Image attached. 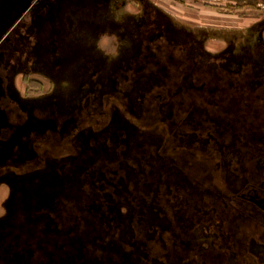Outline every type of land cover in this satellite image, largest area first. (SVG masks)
<instances>
[{
	"label": "flooded vegetation",
	"instance_id": "flooded-vegetation-1",
	"mask_svg": "<svg viewBox=\"0 0 264 264\" xmlns=\"http://www.w3.org/2000/svg\"><path fill=\"white\" fill-rule=\"evenodd\" d=\"M223 1L231 3L223 7V11L231 9L227 11L229 13L232 10L248 11L250 6L264 5V0ZM32 2L31 0V4ZM6 4L5 0H0V27L9 24L6 10L9 4ZM33 9L34 7H31L21 13V17L29 11L33 12ZM32 17L31 21L41 20L38 14ZM167 32L165 28L156 30L155 38L149 41L152 43L150 56L145 55V43L140 40L139 52L137 50L133 56H126L124 61L121 60L129 65L136 63V67L133 66L129 76L127 75L128 78L136 79L139 78V72L136 73L135 68L139 66V71L142 70L143 75L147 76L155 66L165 70L166 62L174 63L171 64V69L167 67L170 73L166 80L164 75L159 85L151 86L149 90L146 88L148 92H144L145 95L135 112L130 110L128 105L126 107L123 98L117 100L110 97L107 102L98 103L96 107H81L79 113L69 114L71 124L59 125V128L55 125L54 129L49 128L42 132L36 127L40 114H34L36 120L30 125L27 121L28 107L13 98L14 93L7 96V105L10 108L2 109L7 118L2 126L0 125V140L8 138L17 126L25 128L21 130L19 145L22 149L15 154L16 160H9L11 156L12 159L16 157L9 155L10 153L4 160V154L0 153V186L6 188L7 198L12 190L17 203L13 214L16 233L9 240L0 234V264H41V257L45 252L56 251V243L61 246L63 255L71 249L68 254L69 258H72V264L73 248L77 251L79 245L83 248L82 252L85 250L87 254L98 257L106 248L112 253L132 255L138 246L139 254L141 252L146 256L143 264H152L153 250H157L161 242L160 239L153 238V218L146 214L149 223L143 221V214L148 212L149 207L143 208L144 204L134 199L133 191L157 184L151 169L153 166L160 167L164 173L165 159L166 163L172 162L184 173L185 179L195 190L201 191L203 188L208 193L205 196L208 195L210 199L211 195L213 198L221 197L222 204L215 203L209 210L213 218L217 217L223 224L220 227L216 223L210 226L216 234V241L213 248H208L205 252L209 264H258L250 249L257 244L258 253L264 250V153L255 155L256 160L246 173L247 182L243 184L241 173H238L236 180L229 182L231 180L227 179L223 171L220 152L215 146L218 143L223 145L230 142L232 134L242 132H239L242 130L239 124L250 119L246 113L248 110H233V101L227 104L216 102L213 107L203 106L202 90L208 89V93L212 95L219 89L212 83L210 71L219 74L225 67L222 66V69L216 65L217 62L211 70L209 66H202L201 52L194 49L193 54H188L187 47L194 48L197 45L194 37L172 41L167 38L168 34L165 35ZM136 37L139 38L140 33ZM50 41L54 47L55 40ZM147 57L150 58L151 64H146L143 68L142 64ZM185 78L193 88L185 89ZM223 80H229L228 76H223ZM30 81L44 92L43 81L35 77L27 78L24 73L20 77V82L24 85L23 99L27 98L26 82ZM130 84H134V80ZM219 86V90L232 92V87H229L231 85H225L224 81L219 83ZM176 90L179 92L175 94L176 99L180 102L168 99L172 103V114H176L175 105V110L184 107V111L177 115L181 123L175 130L209 134L210 145L205 150L197 149L195 145H180L178 135L171 133L175 122L165 120L161 109L162 105H165V93L174 94ZM57 107V103H54L50 108L51 112L56 113V110H59ZM11 109L16 112L17 118L14 121L10 118ZM54 122L57 124L56 117ZM110 123H114L115 127L123 124L130 134L125 136L120 132L113 135L110 131L107 132ZM157 187L159 190H165V177ZM1 196L2 208H5L7 198ZM203 200L211 201L206 197ZM28 210L33 217L37 216L38 219L53 223L55 237L43 235L44 227H41L35 217L30 216ZM124 227L126 230H123ZM65 231L69 237L76 236L77 242H73L72 248L67 246L70 243L67 234L63 235ZM159 234L165 250V230ZM128 236L130 243L125 242L126 246L122 245L123 237ZM148 236L149 239H146ZM224 236L228 242L226 246L222 244ZM111 242L114 247H107ZM135 253L138 254L137 250Z\"/></svg>",
	"mask_w": 264,
	"mask_h": 264
},
{
	"label": "rangeland",
	"instance_id": "rangeland-1",
	"mask_svg": "<svg viewBox=\"0 0 264 264\" xmlns=\"http://www.w3.org/2000/svg\"><path fill=\"white\" fill-rule=\"evenodd\" d=\"M186 1L188 9L194 8L199 11L198 17L202 18L198 23L200 26L195 24L191 28L182 26H173L172 28L165 21V30L168 31L165 35L168 34L167 38L172 41L193 39L194 37L197 45L194 48L187 47L189 55L193 54L194 49H196V52H201L203 55L202 66H209L211 70L217 62L216 65L221 66L222 69L225 67L224 71L221 70L222 74L210 71V79L219 89V83H222V81L225 85H231L229 87H232V92H226V89H218L217 93L210 95L208 89L202 90L201 94L204 96L201 103L203 106L213 107L216 102L227 104L233 101L235 106V108H232L233 110H240L241 108L242 110H248L246 113L250 119L239 124L241 125L240 129H242L239 132H242L232 134L228 143L215 144L220 152L223 171L227 179L231 180L229 182L236 180L238 173H241V183L244 184L247 182L245 179L247 177L246 173L256 160L255 155L264 153V5L250 6L248 11L236 12L232 10L229 13L227 11H231V9L223 11L225 5L231 4L226 1L216 0L210 1V4L201 3V8L198 9L193 7L189 0ZM64 2L67 1L64 0ZM43 4L44 0H38L35 4V7H38L33 9L35 11H29L23 17H21V13H15V23L11 28V34L7 36V39L11 42H7L6 45L9 44V46L6 47L0 45V96L17 88L23 91L24 85L20 82V77L24 73H26L27 78L35 77L45 84L43 92L33 81L26 82V93L29 94H25L27 98L18 99L16 94L12 95L13 98L23 102L28 107L27 121L30 125H33L36 120L34 116L40 114V119H37L38 126H36L38 130L43 132L49 130V128L54 129L55 125L58 126L57 128H59V125H69L71 124L69 114L72 112L74 114L79 113L81 107H96L98 103L107 102L110 97L117 100L123 98L126 107L128 105V108L135 112L139 108L137 105L140 104L142 97L145 95L144 92H148L151 86L159 85L164 75L165 80L167 79L170 73L167 67L171 69V64H174L171 61L168 62L169 64L165 63V70L160 66H155L152 73L147 76L143 75L142 70L139 71L140 66L135 68V72L138 71L140 75L137 79L136 77L128 78L130 71L136 67V63L132 62L130 67L129 64L123 62L126 56L130 57L136 53L140 40L145 43V55L150 56L152 43H149V41L155 38L156 30H163L162 26H153L148 22L143 25H128L127 31L123 33V38L127 41L122 46L116 47V53L113 56L107 52L108 48L104 51V48L97 46L98 33L100 34L98 29L100 25L97 20H101L97 14L103 10L96 9V14H82L79 12L75 14L71 12V9L66 8L63 3L57 11L50 12L47 9L43 10L46 14L39 15L41 8L44 7ZM213 10L224 15L222 20H219L217 27H213L209 21L204 19V14L213 13ZM34 14H38L41 20L38 22L31 21ZM206 16L209 17V15ZM232 18L239 19V26L230 23L233 21ZM138 33H140L139 38L136 37ZM185 33L190 34L191 37L185 35ZM50 40H55L54 47H52ZM2 56L3 58H1ZM121 60H123V63ZM146 64H151L149 57L146 58L142 67L144 68ZM225 75L228 76L229 80H223ZM16 80L20 83L16 84ZM133 80L134 84H130ZM183 86H186L185 89L194 87L189 84L187 78L183 80ZM147 87L148 90H146ZM33 89L37 90L31 91ZM173 90L174 88L171 89V91ZM177 93H179L178 90L174 94L170 93L168 95L165 93V105H162L161 109V112L165 115V120L169 122L174 120L173 123L175 122L171 133L178 135L180 145H195L197 149L205 150L210 145L211 137L209 134L205 132H185L184 129L179 132L175 130L181 123L177 115L183 113L184 107L183 109L178 107L179 109L175 110L177 108V105H175L174 113L176 114L173 115L172 103L168 99L175 100L177 98L175 94ZM7 100L5 96L4 98L0 97L1 126L4 119L7 118L2 109L5 107L10 108L7 105ZM175 101L176 103L180 102L179 99ZM54 103H57V109H59L56 110V113L50 110ZM9 114L11 121L17 118L16 112L12 109ZM55 117L57 118V124L54 122ZM110 124L111 126L108 127L107 132L110 131L113 135H118L120 132L125 136L130 134L123 124L116 127L114 123ZM24 128L23 126H17L8 138L0 140V153L4 154V160L9 153V155H15L21 151L20 136L21 130ZM0 157L2 156L0 155ZM12 158L11 156L9 160L15 161L17 156L14 157L15 159ZM151 170L154 182L157 180L160 184L162 178L165 177V190H159L158 183L150 184L148 188L143 186L142 190L135 189L133 197L140 204H144L143 208L149 207L148 212L143 214V221L149 223L146 214L151 219L153 218V238L160 239L161 242V244H158L157 250H153L154 259L152 264H197L200 262L209 264L210 261L205 256V252L208 248H213L216 241V234L210 226L215 225V223L218 227L223 225L217 217L214 216L213 218L209 210L215 203L222 204L221 197H215L217 198V201H215L212 195L213 200L208 195L205 196L208 193L203 188L201 191L195 190L194 186H191L185 179L184 173L172 162L166 163V159L164 173L160 167L153 166ZM13 188L18 187L13 186ZM5 189L0 186V195H6ZM11 191H9L8 198L5 196V199L7 198L5 208H2L3 199H0V234L4 235L7 240L16 233L13 214L15 208H17V203H15L16 195ZM204 197L211 201H202ZM148 204H152V206ZM28 211L30 213V210ZM30 216L33 217L31 213ZM34 217L41 227H44L42 234L53 237V234H55L54 224L38 219L37 216ZM143 224L146 225L147 223ZM127 229L129 228L127 227ZM123 230H126L125 227ZM164 230L165 250L159 234L160 231ZM26 234L28 233L26 232ZM65 234H67L66 231L63 232V235ZM146 239H149V236ZM67 240L70 244L67 245L66 243V245L70 248L73 247V242H77L75 235L69 237L67 234ZM129 240V236L123 237L122 245H125V242L129 244ZM222 244L228 245L225 236ZM256 245H253V249L251 248L250 251L253 252L258 264H264V250L262 249L258 253L256 251L258 245ZM110 246L114 247V244L111 242L107 247ZM60 247L56 243V251H52L53 253L45 252V255L41 257V264H72V258H69L68 254L71 249L63 255ZM74 250L75 248L72 251L74 264H130V262L143 264L146 257L144 253L140 252L139 254L138 246L134 249L132 255H129L130 253L127 255L112 253L106 248L100 257L92 256L87 254L85 250L82 252L81 245H79L77 251ZM136 250L138 254L135 253Z\"/></svg>",
	"mask_w": 264,
	"mask_h": 264
},
{
	"label": "crops",
	"instance_id": "crops-1",
	"mask_svg": "<svg viewBox=\"0 0 264 264\" xmlns=\"http://www.w3.org/2000/svg\"><path fill=\"white\" fill-rule=\"evenodd\" d=\"M9 3L5 4L8 11V22L6 26L0 27V45L2 47L9 46L6 45L7 42H11L7 39V36L11 34V28L13 25L15 13H24L31 7H35L38 0H34L31 4V0H8ZM44 0V7L41 8L39 15L46 14L45 11H57L59 7L63 4L66 8L71 9L73 13L82 14H96L95 10H103L99 12V17L101 20H97L99 26L98 42L97 46L106 48L108 53L110 50L122 46L127 40L123 38V33L127 31L128 25L144 23L153 24V26H162L165 28V21L173 28V26L190 27L193 25H199L201 17H198L199 11L196 9H188L186 7V0ZM191 5L195 8H201V3H209L204 0H189ZM216 1V0H215ZM223 1V0H222ZM106 2V3H105ZM41 3V2H40ZM39 3V4H40ZM210 4V3H209ZM31 5V6H30ZM34 5V6H33ZM35 11V10H34ZM49 12V13H50ZM102 17H101V16ZM206 15H209L206 16ZM10 16V18H9ZM222 14H219L216 10L213 13L204 14V19L209 21L213 27H217L219 20H222ZM213 17V18H212ZM215 17V18H214ZM219 17V18H218ZM7 20V18H4ZM233 19V18H232ZM239 19H233L230 23H235L234 25L239 26ZM133 26V25H132ZM200 26V25H199ZM227 27V26H225ZM232 27V26H230ZM234 27V26H233ZM179 29V28H178ZM184 30V29H183ZM3 58V56L1 57ZM16 80V84H18ZM14 93L17 95L18 99L22 98V91L17 88L16 90L10 91L7 94L4 93L2 98L7 97L8 94ZM6 99V98H5Z\"/></svg>",
	"mask_w": 264,
	"mask_h": 264
},
{
	"label": "clouds",
	"instance_id": "clouds-1",
	"mask_svg": "<svg viewBox=\"0 0 264 264\" xmlns=\"http://www.w3.org/2000/svg\"><path fill=\"white\" fill-rule=\"evenodd\" d=\"M115 53H116V49H115V48H113V49H111V50H110V53H109V54L114 56V55H115Z\"/></svg>",
	"mask_w": 264,
	"mask_h": 264
},
{
	"label": "trees",
	"instance_id": "trees-1",
	"mask_svg": "<svg viewBox=\"0 0 264 264\" xmlns=\"http://www.w3.org/2000/svg\"><path fill=\"white\" fill-rule=\"evenodd\" d=\"M26 93V92H25ZM26 94H28V92L26 93ZM29 95V94H28Z\"/></svg>",
	"mask_w": 264,
	"mask_h": 264
}]
</instances>
